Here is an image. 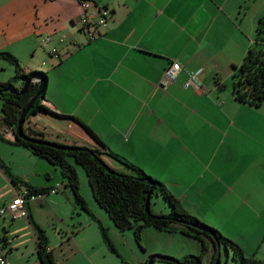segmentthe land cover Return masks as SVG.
Here are the masks:
<instances>
[{"label":"crops","instance_id":"1","mask_svg":"<svg viewBox=\"0 0 264 264\" xmlns=\"http://www.w3.org/2000/svg\"><path fill=\"white\" fill-rule=\"evenodd\" d=\"M92 1L110 14L99 36L87 41L78 30L77 0H0V51L11 53L24 72H44L39 103L59 114L37 111L23 128L40 132L47 141L115 153L160 181L188 214L234 240L246 255L252 247L234 237L227 223L241 217L249 226L264 210V99L253 106L232 93V66L253 42L239 0ZM52 47L57 57L50 54ZM27 57L29 65L33 57L42 58L43 67L29 69ZM171 62L181 70L163 84ZM197 68L199 86L194 88L186 82ZM21 83L18 79L13 85ZM12 131L0 118V159L22 183L11 184L0 169L9 191L0 206L25 187L23 182L55 191L29 200L23 215L0 217V249L9 264H41L27 215L46 236L55 264H72L76 240L77 252L87 260L88 246L97 238L106 246L92 216L105 227L119 256L105 249L123 264H142L151 254L182 258L200 251L199 240L152 226L140 232V249L131 229L119 231L91 191L86 193L78 172L89 213L75 206L58 168L15 143ZM101 157L112 169L133 173L104 153ZM148 206L155 214L169 211L160 195L150 197ZM257 228L255 243L264 224ZM53 231L60 236L58 247L67 252L63 259L50 245ZM204 243L207 264L213 246L206 238Z\"/></svg>","mask_w":264,"mask_h":264},{"label":"trees","instance_id":"2","mask_svg":"<svg viewBox=\"0 0 264 264\" xmlns=\"http://www.w3.org/2000/svg\"><path fill=\"white\" fill-rule=\"evenodd\" d=\"M253 38L252 44L247 47L241 61L232 66V93L236 100L253 106H258L264 99L263 17H258L256 19ZM0 59L8 61L14 68V75L7 81L0 82V118L7 125L13 126L15 124L18 114L31 96L35 94L37 84L34 83L26 93L20 95L3 91L1 89L9 83L14 84L18 79H23L30 72L39 73L43 78V84L39 95L33 100L32 104L26 111L23 122L30 114H34L37 111H44L59 116V114L48 110L39 103V100L44 97V72H24L19 66L17 59L8 51L1 50ZM23 122L21 124L22 133L33 140L15 135V143L24 146L33 155L44 158L50 164L58 168L61 177L64 179V186L68 187L70 190L73 203L77 208L89 213L85 201L78 190V179L75 166L68 161V157H71L74 163L82 167L92 197L97 205L106 212L109 219L119 231L131 229L133 238L140 249H143L140 245V232L147 226H152L163 231H177L201 242V249L198 254H189L182 258L167 256L168 259L160 260L161 262L168 264H201V256H203L207 250V246L204 243V238H206L213 246L207 264H214L219 248L222 246L226 253L230 250L232 259L237 261L238 264H262V260L245 256L238 244L222 235L217 229L188 214L182 208L179 201L165 189L160 181L146 175L142 170L129 164L115 153L107 150L101 152L97 149L82 145H65L50 141L54 145L66 147V149H62L60 147L56 148L42 142H37L35 139L41 141L44 140L41 133L30 128H23ZM90 134L98 143H100L101 146L103 145L91 132ZM101 153H104L107 157L124 164L126 167L130 168L133 173H123L112 169L104 162ZM0 169L9 178L11 184L16 185L17 183H22L17 177L11 174L8 165H6L1 159ZM145 178H149L153 182L149 199L153 195H160L161 199L169 207L168 213H152L149 206L148 210L145 211L144 199L146 192L150 187L149 182ZM23 185L29 194L48 193L53 188L47 186L34 187L26 182H23ZM27 218L35 233L36 252L40 263L55 264L51 253L47 248V240L43 231L33 222L29 215H27ZM92 218L97 223L102 240L109 251L116 256H119L107 236L105 227L97 218L94 216H92ZM142 264H146V260Z\"/></svg>","mask_w":264,"mask_h":264},{"label":"rangeland","instance_id":"3","mask_svg":"<svg viewBox=\"0 0 264 264\" xmlns=\"http://www.w3.org/2000/svg\"><path fill=\"white\" fill-rule=\"evenodd\" d=\"M239 3L241 5V9H240L241 16H243V14H245V17L243 20V25H246L245 30L247 32L252 30V36L250 39L253 40L254 39L253 38L254 37V26H255L256 19L258 17L264 18V0H239ZM27 59H28V57L25 58L24 61H26V62H24V63H26V65H27L26 67H28L29 69H31V67H40V66L43 67V65L40 62L42 60V58L33 57L31 59L30 65L27 64ZM20 65H22V64L20 63ZM32 69H39V68H32ZM23 70L27 71L26 68ZM12 74H13V65L11 63H9L8 61L0 59V80H1L0 82L2 83V82L7 81L12 76ZM261 110L263 111L262 107H261ZM13 127H14V125H13ZM0 151H2V150L0 149ZM3 157L5 159H8V157H9V154L5 149L3 150ZM67 159L69 162H71L75 166L76 173L77 172L79 173L80 177L82 178L83 184L86 188V193L89 194L90 189L88 187L86 177H85V174H84L82 167L80 165L74 163L71 157H68ZM78 173H77L78 190H79L80 195L82 196L81 191H80V180L78 178ZM57 177H59V175H57ZM6 182L7 181H4L3 178L0 176V189H2V191H3V192H0V200L3 198V195H6L9 193L8 188L5 185V184H7ZM83 193H85V192H83ZM151 201L153 202L154 200L152 199ZM152 202L150 204L154 205ZM81 214H82L81 215L82 217L79 218V220L84 221L83 218L85 217V215H84V213H81ZM244 219L245 218L237 217L233 220L228 221L227 225L229 226V228L235 230L233 232L234 237H239V239L242 241V243H244V245L246 247H248V246L252 247L251 249L246 248V250H245L246 255L245 256L254 257L255 259L262 260L263 261L262 264H264V228H263L262 232H260V236L257 238V241L255 243V240L257 237L256 233L259 231L257 226L264 224V210L261 212V218H259V220L253 219L250 222L249 226H246L248 222L244 221ZM245 226H246V229L243 231V228ZM211 227H213V226H211ZM49 237H50V245L53 247L56 256L58 257V259H63L67 255V252L64 251L62 249V247H61L62 250H60V248L58 247V244H59L58 241L60 240L59 239L60 236L53 231L52 233L51 232L49 233ZM225 237H227V236H225ZM227 238H229V237H227ZM229 239H231V238H229ZM63 240H65V239H63ZM254 243H255V245H254ZM78 244H79L78 240H76V242L72 243V245H73L72 255L74 256L72 264H123L121 261H119V259L117 257H115L114 255H111L106 250L107 248L105 249L106 246L103 243L99 242V238H97L95 240V243L92 246H88V254L90 256L89 260H87L85 254H80L79 252H77L76 247ZM192 244H195V243H192ZM140 245H141V243H140ZM136 250H138L137 247H136ZM219 250L220 251L218 252V260L221 264H238L237 261L232 259L230 250L227 251V253H226L223 246L220 247ZM131 251L134 252L132 249H131ZM199 252L200 251H197V249H195V250H192L191 253L195 255V254H198ZM162 255L170 256L167 254H162ZM171 257H174V256H171ZM202 257L203 256H201V264H205L204 260H202L203 259ZM124 259L125 258H123L122 260L125 262ZM152 264H164V263H154L153 262Z\"/></svg>","mask_w":264,"mask_h":264},{"label":"built area","instance_id":"4","mask_svg":"<svg viewBox=\"0 0 264 264\" xmlns=\"http://www.w3.org/2000/svg\"><path fill=\"white\" fill-rule=\"evenodd\" d=\"M80 8V14L78 18V30L84 34L87 41H91L99 36L100 30L106 25L107 19L110 14V10L105 6H99L92 0H77ZM64 38V35L59 37V41ZM44 39H41L43 41ZM50 54L57 57V51L54 47L49 50ZM181 70V66L178 62H171L163 73V84L172 80L177 73ZM201 68H197L195 71L188 74L187 84H191L194 88L199 86L198 74ZM55 191V188L50 190ZM49 191V192H50ZM43 194V193H41ZM41 194L31 193L29 194L25 187H22L20 191H16L14 196L5 204L0 206V217L9 214L11 217L24 214V206L29 200H33ZM0 264H9L5 258L4 253L0 249Z\"/></svg>","mask_w":264,"mask_h":264},{"label":"water","instance_id":"5","mask_svg":"<svg viewBox=\"0 0 264 264\" xmlns=\"http://www.w3.org/2000/svg\"><path fill=\"white\" fill-rule=\"evenodd\" d=\"M36 83L37 84V90L35 92V94L33 96H31V98L28 100V102L26 103V105L23 107V109L20 111V113L18 114L17 116V119H16V122L14 124V131L13 134H15L16 136L18 137H21V138H25V139H30V140H33L32 138L30 137H27L24 133H22L21 131V124L23 122V119H24V115L26 113V111L28 110V108L30 107V105L32 104L33 100L39 95V92L41 90V87H42V84H43V78L42 76L39 74V73H36V72H30L27 74L26 77H24L22 79V83L21 85L16 88L13 84H7L5 87H3L1 90L3 91H8L10 93H15V94H24L28 91V89L34 84ZM35 141L37 142H42V143H45V144H48V145H51V146H54L56 148L60 147L58 145H54L52 144L50 141H47V140H37L35 139ZM62 149H66V147H60ZM149 184H150V187L149 189L147 190L146 192V195H145V199H144V209L145 211L148 210V203H149V194L151 192V187L153 185V182L149 179V178H145ZM153 259H159V260H166L168 259L166 255H161V254H151L148 256L147 260H146V264H151ZM214 264H221L218 260V254L216 256V259L214 261Z\"/></svg>","mask_w":264,"mask_h":264}]
</instances>
